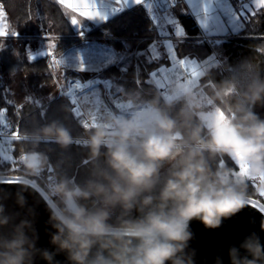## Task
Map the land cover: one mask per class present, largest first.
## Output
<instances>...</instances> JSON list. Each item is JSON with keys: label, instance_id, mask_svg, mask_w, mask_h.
<instances>
[{"label": "clouds", "instance_id": "1", "mask_svg": "<svg viewBox=\"0 0 264 264\" xmlns=\"http://www.w3.org/2000/svg\"><path fill=\"white\" fill-rule=\"evenodd\" d=\"M235 87L228 81L214 90L226 115L208 116L206 137L205 121L193 123L187 107L176 116L160 109L146 119L113 115L111 130L104 122L88 128L82 182L64 171V157L53 162L40 147L66 153L75 140L70 127L52 119L24 129V179L15 192L0 188V264H195L191 222L220 227L249 205L250 178L264 183V116L256 110L264 107V77L257 74L238 96ZM225 156L244 171L213 167ZM49 165L56 178L46 186L49 199H41L52 231L50 247H42L25 193L35 191L32 178ZM10 199L17 210L9 211ZM228 256L230 264H264V243L251 232L229 246Z\"/></svg>", "mask_w": 264, "mask_h": 264}, {"label": "trees", "instance_id": "2", "mask_svg": "<svg viewBox=\"0 0 264 264\" xmlns=\"http://www.w3.org/2000/svg\"><path fill=\"white\" fill-rule=\"evenodd\" d=\"M0 6L7 13L9 29L16 30L24 36L21 41L23 48L29 45L33 50L31 38L36 39L43 33L55 36L56 54L82 39L75 37L78 32L56 0H0ZM172 10L183 26L185 35L176 39L172 54L162 55L155 60L141 62L137 56L138 50L146 49L152 42L162 38L163 28L157 26L148 12L147 4H137L100 27L85 33L104 37L115 51H120L130 58L126 64L120 61L110 63L98 74L111 78L121 88L119 93L125 98H131L135 102H148L173 116H176L182 107H187L193 112V123H198L203 118L189 97L179 96L166 100L160 87L150 79V72L153 69L161 64L170 65L173 62L171 60L173 55L177 60L195 57L199 63L207 62L198 78L200 91L215 105L220 117L223 118L225 112L217 107L219 102L214 103L212 99L214 90L221 84L232 81L236 84L232 90L233 95L238 96L257 74L264 77V8L257 9L252 23L235 32L227 33L218 40L202 36L196 18L184 9L182 2ZM5 40L6 38H0V110L4 119L13 123L19 121L21 134L26 128L52 119H59L70 127L75 140L66 153H62L56 145L42 144L40 147L49 153L53 162L64 157L66 160L64 171L77 182H82L87 177L89 167L85 159L88 153L86 130L95 124L87 128L82 126L73 112L71 103L64 95H56L57 83L47 66V53L42 54L37 50L35 56L30 59V56L22 54L19 50V56L15 57L14 45H8ZM161 41L158 43L160 49ZM161 51L165 50L162 48ZM210 58L215 59L208 64ZM16 70L22 72L20 79L22 86L26 88L25 98L20 103H16L11 93L6 90L8 74ZM63 74L66 78L69 74L85 77L97 73L71 70ZM101 91L103 92L102 88ZM256 110L264 116V107L258 106ZM204 121L202 136L206 137L209 125L206 120ZM14 143L17 168L11 169V165L0 156V175L23 177L19 156L26 145L23 144L22 137L14 140ZM221 158L224 160L222 166L219 164ZM211 163L213 167L218 165L221 168H237V165H240L226 156L217 157ZM165 167L167 168V165ZM55 178L56 172L49 165L32 180L46 189L47 185L55 182ZM248 197L264 203V196L259 194V181L249 182ZM53 199L56 200L54 195Z\"/></svg>", "mask_w": 264, "mask_h": 264}, {"label": "rangeland", "instance_id": "3", "mask_svg": "<svg viewBox=\"0 0 264 264\" xmlns=\"http://www.w3.org/2000/svg\"><path fill=\"white\" fill-rule=\"evenodd\" d=\"M197 1L200 7L199 9H196L194 7L192 8L190 0H183L182 5L186 11L195 16L196 20L198 21L202 36L212 40H218L221 36L230 32H235L238 29L252 23L253 16L258 9V7H255L256 4H254V6L251 0H234L233 3H231L230 0ZM205 5L207 6V12H205L204 10ZM147 8L149 14L155 20L157 26L163 28L161 32L162 41L160 39H157L152 42L148 46V48L138 50L137 56L141 62L155 60L162 55H168L170 53L172 54L174 42L176 41V39L185 35V30L181 23L178 21L176 13L172 9L161 12L153 3H149L147 5ZM3 11L5 13L4 18L7 19V30L9 32L16 31L13 29H9L7 13L5 9H3ZM85 30L88 32V28H85ZM16 32L18 33V35H10L6 37L5 40L6 42L13 43V54L15 57L19 56V50L22 54H24L25 51L21 42L24 36L20 32ZM85 33H78L75 37L82 39L77 41V43H72L70 46L66 47L64 51L56 54V58L54 59V61H47L49 71L53 75L57 84L58 82H64L65 76L63 72L79 70L80 72L86 71L98 74V72H100L103 67L110 63L120 61L126 64L130 61L129 56L123 55L120 51H115L112 44L104 37L90 34L88 35ZM48 36L52 37L54 42L56 41L54 35L43 33L36 39L32 37L30 40V44L33 45V47L34 45H38L39 52H41L42 54H46ZM160 41L162 42L161 49L163 48L165 51H161L160 46H158V43ZM31 50L32 49H30V46L28 45L26 47L25 55L31 57L35 56V51ZM214 59L215 58L208 59V64L213 62ZM57 60H62L63 63L57 64ZM81 63L83 64V69H81ZM192 63V79H179L176 83V86L178 89H181V91L173 95L172 99L179 96L189 97L190 101L197 106V110L199 111L200 116L204 120L208 121V116L214 112H217V108L213 103H211V101L209 102L207 97L200 91L198 80L199 76L203 72V68L207 65V62L199 63L197 61H193ZM125 64L123 65L125 66ZM172 64L173 62L170 65ZM163 65L170 66L161 64L158 67ZM157 68H155V70ZM155 70L153 69L150 72V79L160 87L162 94L166 97L165 92L168 94L171 93L172 77L168 74H164L163 76L156 78L154 76ZM8 76L9 79L7 82L6 90L11 93L12 98L16 103H20L24 100L26 95V88L24 87V85L22 86L23 83L20 79L22 76V72L20 70H16L12 73H9ZM191 82L192 84L187 87V85ZM120 89L121 88L117 86L116 90L112 91V93L110 94L108 92H102L99 85L90 84V86L81 93L80 102L91 124L104 122L105 126L111 130L112 126L109 121L113 116V112L118 116L132 117L134 115H137V113L133 114L131 112L117 113L116 109L113 108L114 106H111V102H113L114 98L118 99L119 97H121L119 93ZM86 100L88 101L87 104H85ZM0 117L4 118L2 110H0ZM94 117L95 120L93 121ZM150 117L151 114L149 113L146 114V116H141L142 119ZM239 171L243 172L244 168H241ZM0 179L23 180L24 177L0 175ZM31 183L39 189V191L46 199H49L48 195L46 194V189L42 188L34 180H31ZM52 201H54L53 196L49 200V203H51ZM249 201L257 206L264 205L263 202L251 197H249ZM53 206H55V204Z\"/></svg>", "mask_w": 264, "mask_h": 264}, {"label": "water", "instance_id": "4", "mask_svg": "<svg viewBox=\"0 0 264 264\" xmlns=\"http://www.w3.org/2000/svg\"><path fill=\"white\" fill-rule=\"evenodd\" d=\"M6 180L10 179H0V188H7L15 192V184H6L4 183ZM14 180H17L18 183L22 181L21 179ZM33 188L35 189L34 192H27L25 195L27 196L28 205L35 211L34 223L39 233L38 246L50 247L48 241L49 232L52 229L48 224V211L41 199L43 194L35 185H33ZM262 190H264L263 183L259 181V194ZM44 199L46 198L44 197ZM7 204L9 211L17 210L13 200H8ZM20 211L23 213L25 210ZM262 222H264V212H261L259 207L250 201L249 205L239 213L224 219L222 225L218 228H205L200 221L193 220L190 227L194 232V239L190 241V250H195V264H216L218 257H222L223 264H230L229 246L239 244L251 232H256L260 236L261 242L264 243V231L261 230ZM57 258L64 259L63 256ZM37 264H44V261L38 260Z\"/></svg>", "mask_w": 264, "mask_h": 264}, {"label": "built area", "instance_id": "5", "mask_svg": "<svg viewBox=\"0 0 264 264\" xmlns=\"http://www.w3.org/2000/svg\"><path fill=\"white\" fill-rule=\"evenodd\" d=\"M154 2V4L156 5V7L158 8V10H160L161 12H165L169 9H172L173 7H175L177 4L183 2V0H152ZM6 20V25H7V19L6 18H0V26H3ZM16 32V31H14ZM12 34H9L5 37H0V38H6L8 36H10ZM16 35H18V33L16 32ZM14 35V36H16ZM47 56V61H54V59L56 58V53L55 51H53V55L51 57ZM185 60L184 58H180ZM178 59V60H180ZM189 62H196V58L195 57H190L189 60L186 59ZM155 70V69H154ZM67 78V79H66ZM65 78L64 82H58L57 84V91H56V95H64L65 98L71 103L72 109L73 108H79L80 112L82 113V116H77V120L78 122L84 126V124L87 122L91 125V123L89 122V119L87 117V115L85 114L83 108H82V104L80 102V95L81 93L87 89L90 84H97L99 85L103 92L105 93H112V91H115L117 88V84L109 77H104L101 76L100 74H93V75H89V76H79V75H75V74H69L67 77ZM69 82H74L72 84V89L75 90V94L73 96H69ZM79 83L81 85L80 89H76L75 88V84ZM161 90V89H160ZM165 91V90H164ZM163 91V92H164ZM162 92V91H161ZM166 95V100H171L172 97H168L167 93L165 92ZM121 97H119L118 99L114 98L113 102H111V106L113 108L116 109V112H121V113H127V112H131L133 114H136V110H140L141 106L144 105L145 103L148 102H135L133 101L131 98H125L120 94ZM73 101H76V103H73ZM113 115H115V113L113 112ZM19 131L20 133V137H22V134L19 130V121L17 123H13L9 120H6L4 118L0 117V148L3 149V156H9L11 157V159H5L10 165H11V169H16L17 168V156L15 154V143L14 140L11 139V135L12 133ZM2 156V157H3ZM219 164L222 166L224 165V160L221 158L219 161Z\"/></svg>", "mask_w": 264, "mask_h": 264}, {"label": "snow or ice", "instance_id": "6", "mask_svg": "<svg viewBox=\"0 0 264 264\" xmlns=\"http://www.w3.org/2000/svg\"><path fill=\"white\" fill-rule=\"evenodd\" d=\"M61 2L63 3V0H61ZM121 2V0H118V3ZM136 3H141L142 0H135ZM259 4L262 8H264V0H259ZM67 7L69 8H73L74 10L80 11L81 16L83 17H87V18H91V17H96V16H100L101 13L99 11V8L97 6V0H82L81 3L78 4H68ZM205 12H207V6L205 5L204 7ZM5 17V13L3 11L2 6H0V18H4ZM72 23L73 24H78L80 23L79 21H77L75 18L72 19ZM9 34L12 35H16V32H9L7 30V25H6V20L3 26H0V37H5ZM56 48V44L53 40L52 37L48 36V44H47V55L48 57H51L53 55V50ZM30 59L32 58L31 56L29 57ZM171 60L173 61L172 64V68L170 70H166L168 72H176V71H184L186 68L192 67L190 66V62L187 60H177L175 55L171 56ZM57 64L63 63L62 60H57L56 61ZM195 64V63H192ZM81 69H83V64L81 63ZM67 79V78H66ZM74 82H69V96H73L75 94V90L72 89V84ZM75 88L76 89H80L81 85L79 83L75 84ZM39 103V101H37V104ZM73 103H76V101H73ZM88 101H85V104H87ZM73 112L76 116H82V113L80 112L79 108H73ZM95 120V117L93 118V121ZM90 124L89 123H85L84 127L87 128L89 127ZM20 133L19 131H16L14 133H12L11 135V139L12 140H16V139H20ZM0 156H3V149L0 148ZM3 158L5 159H11V157L9 156H3ZM241 168H245L244 165H237V169L240 170ZM251 181H259L258 178H250V182ZM4 183L12 185V184H16L18 183L17 180L14 179H10V180H6L4 181ZM261 196H264V190L261 191L260 193ZM259 210L261 212H264V205H258Z\"/></svg>", "mask_w": 264, "mask_h": 264}, {"label": "crops", "instance_id": "7", "mask_svg": "<svg viewBox=\"0 0 264 264\" xmlns=\"http://www.w3.org/2000/svg\"><path fill=\"white\" fill-rule=\"evenodd\" d=\"M56 1L60 4L63 11L65 12L67 17L69 18L73 28L78 33L87 32L85 30V28H88V32H89L94 28L100 27L102 24H104L105 22H107L108 20L113 18L114 16L122 13L125 10L130 9L131 7H133L137 4H147V5L149 3L154 4V2L152 0H142L141 3H136L135 0H121V2H119V3H118V0H97V6L99 8L101 15L96 16V17L87 18V17L81 16L80 11H77V10H74L73 8L67 7L68 4H78V3H81L82 0H63V3L61 2V0H56ZM230 1H231V3H233V0H230ZM251 2L253 3V5L256 4V6L254 5L255 7H258V8L261 7L259 4V0H251ZM190 3L192 4L191 5L192 8L193 7L196 9L200 8L197 0H190ZM73 18H75L80 23L73 24L72 23ZM7 44L13 45L12 42H7ZM38 47H39L38 45L34 46L33 50H35V52H36L37 50H39ZM24 49H25V51H24V55H25L26 48H24ZM30 49H32V48H30ZM33 50H31V51H33Z\"/></svg>", "mask_w": 264, "mask_h": 264}, {"label": "bare ground", "instance_id": "8", "mask_svg": "<svg viewBox=\"0 0 264 264\" xmlns=\"http://www.w3.org/2000/svg\"><path fill=\"white\" fill-rule=\"evenodd\" d=\"M190 66H191V62H190ZM171 68H172V65L170 66L163 65V66L158 67L154 72V76L156 78L163 76L164 74H168L172 77L171 93L170 94L167 93V96L169 98L181 91V89H178L176 86V83L179 79H183V78L188 79V80L192 79V67L186 68L184 71H176V72L166 71V70H170ZM191 84L192 82L189 83L187 87L190 86ZM140 108H141L140 110H136L137 115H139L140 117L146 116V114L148 113L151 114L152 116L157 110V108L150 103H145Z\"/></svg>", "mask_w": 264, "mask_h": 264}]
</instances>
